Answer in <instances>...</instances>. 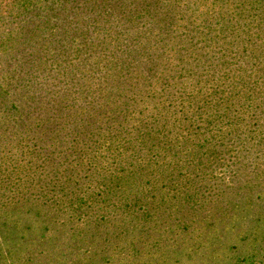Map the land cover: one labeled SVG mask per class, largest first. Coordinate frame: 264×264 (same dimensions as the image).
<instances>
[{
    "label": "trees",
    "instance_id": "16d2710c",
    "mask_svg": "<svg viewBox=\"0 0 264 264\" xmlns=\"http://www.w3.org/2000/svg\"><path fill=\"white\" fill-rule=\"evenodd\" d=\"M64 1L69 3V0ZM86 1L103 5L104 14L100 12L94 17L97 22L128 10L134 15L136 13L134 19L154 21L148 30L155 28L158 33L154 38L144 37L139 42L117 41L116 38L107 40L110 53L106 58L97 55L92 63L87 58L81 60L79 56L96 45L95 40L89 39V34L96 31L91 29L96 22L86 29L82 26L75 29L76 35L83 38L81 44L85 45L84 49L75 47V57L80 60L67 72L71 73L70 83L74 82L72 89L76 88V95L72 94L70 83L61 81L60 84L57 77L49 78L39 68L27 71L28 75L23 70L9 74L11 79H26L19 81L22 84L21 99L13 96L10 83L7 86L0 83V111L6 112L2 118L0 116V199L7 196L8 201L10 199L16 204L25 202L34 209L38 208L36 214L39 216L56 214L64 208V213L82 214L89 208L85 206L89 201L99 205L95 209L99 213L110 208L112 200H117L121 206H113L131 216V221L137 222L135 228L140 227L141 222L166 225L157 216L159 210L166 208L173 214L177 213L176 220L182 224L187 218L205 216L199 221L213 225L215 214L225 216L229 209L242 206L263 213L264 52L252 64L250 72L234 69L233 75H229L232 73L230 60L214 61L215 54L212 53L219 48L223 52L222 59L227 53L224 51L228 50L224 47L227 42L222 41L220 34L227 29L224 27L226 24L232 25V18L220 14L222 10L207 15L203 19L204 26L213 28L209 32L215 31V34L200 40L197 38L201 32H196L181 47L183 51L176 52V55L182 53L179 62L176 58L173 62L179 73L170 86L181 82V89L188 80L212 82V78H216L219 84L212 90L200 91L199 96H193V99L190 96L191 103L193 101L190 114L181 109L178 117H165V122L158 119V113L151 114L156 120L150 123L147 131L138 133L135 138L123 137L125 143L138 142V150L128 154L126 148L119 149L121 145L112 147L116 135L125 130V124L119 113L114 114L115 109L112 111L107 107L111 99L107 98L102 107H97L95 97L91 96L90 90L83 88L82 81L102 73L104 77L116 80L118 90L122 92L135 93V90L147 87L156 75L164 50L169 46L167 24L176 20L174 5L179 0ZM247 4L258 10L254 16L259 17L254 21L252 16L248 28L257 26L261 31L264 0H248ZM234 6L236 4L231 1L229 16H232L230 9ZM65 21H76L75 15L66 17ZM246 31L244 28L242 34ZM243 37L246 39L238 35L235 41H243L245 50L251 48L254 51L259 46L260 37L256 40ZM137 45L140 47H134ZM204 49L209 51H201ZM67 50L64 48L65 55L61 56L65 63L70 57ZM9 58L10 54L4 57L5 60ZM102 62L104 66H110L109 71L98 66ZM180 62L184 65L179 68ZM200 65H205L206 69L194 77L195 69ZM67 73L62 72L65 76ZM42 76L50 81V88L40 83ZM169 76L161 80L168 82ZM30 87L35 90L34 95L28 93ZM185 97L183 95V99ZM129 106L128 102L119 106L123 116L131 115ZM169 127L177 129L175 135L170 133ZM62 132L70 136L71 147H77L75 150H68V153L56 146ZM104 141L109 142V148L101 154L94 145L99 146ZM218 169H226L231 174L232 183L225 182L223 175L216 173ZM93 182L96 183L94 187ZM86 183L88 186L85 188ZM159 185L166 188L167 193L160 194L161 199L156 201V194L151 196L149 193L156 191ZM93 188H99V191ZM98 196H103V205L98 203ZM100 217L105 221L103 224L109 223L102 215ZM140 229L143 230L142 227ZM257 252L264 253L263 250ZM250 256L254 259L257 253ZM112 264L116 263L113 261ZM260 264H264V259Z\"/></svg>",
    "mask_w": 264,
    "mask_h": 264
},
{
    "label": "rangeland",
    "instance_id": "374dc122",
    "mask_svg": "<svg viewBox=\"0 0 264 264\" xmlns=\"http://www.w3.org/2000/svg\"><path fill=\"white\" fill-rule=\"evenodd\" d=\"M231 1L236 4L230 9L233 17L228 15ZM247 1H176L174 5L176 20L167 24L169 28L166 34H168L169 46L159 60L153 81L147 87L135 90V93L119 91L118 82L110 77H104L102 73L82 81L83 88L90 90L91 96L95 97L97 107H102L103 101L110 98L111 102L107 103V107L112 111L115 109L114 114L119 113L125 124V130L120 135H116V141L112 147L121 145L119 149L126 148L128 154L138 150L137 141L125 143L123 137L135 138L138 133L147 131L150 123L156 120L151 117V114L158 113V119H163L162 122H165V117L172 119L178 117L181 109H184L186 114H190L193 103L190 96L193 99V96H199L200 91L212 90L219 84L216 78H212V82L188 80L183 83L181 89V82L170 86V82L179 73L178 67L173 62L175 58L179 62L181 59L179 55L182 53L176 55V52L183 51L181 47L185 46L191 35L196 32H201L198 35L200 38H197L200 40L215 34V31L209 32L213 28L204 26L203 21L212 12L218 13L222 10L220 14L232 18L230 22L232 25L226 24L224 27L227 29L220 34L222 41L227 42L224 46L228 48L224 50L227 53L222 59L223 52L221 53L217 48L212 53L215 54L212 59L221 62L225 59L230 60L232 73L229 75H233L234 69L241 72L252 70V64L261 58L264 52V24L261 31L257 26L248 28L251 17H254V21L255 19L258 21L259 17L254 16L258 10L251 9ZM254 5L257 6V4ZM102 6V4L86 0H69V3L64 0H0V83L5 86L10 83L9 87L12 91L14 90L13 96L18 99H21L19 92L22 88L19 81L26 79L8 78L9 74L15 71L23 70V73H27L29 70L37 71L39 68L43 69L49 78L57 77L60 84L61 81L69 84L71 73L67 72L74 63L85 58L94 63L97 55L106 58L111 51L107 46V40L116 38L117 41L138 40L139 42L144 37L154 38L158 33L155 28H151V32L148 30V27L154 25V21L134 19L136 13L134 15L128 10L97 22L94 17L100 12L104 14L105 10ZM72 15H75L76 21H65L66 17ZM94 21L96 24L91 29L96 31L89 34V39L95 40L96 45L87 53L80 55L78 59L75 57L74 49L75 47L84 49L85 45L81 44L83 38L76 35L75 29L79 26L85 28ZM244 28L247 29V33L242 34ZM232 32L234 36L231 35ZM224 34L226 36L223 37ZM238 35L241 39H246L243 36L254 38L253 40L260 37L259 46L254 51L251 48L245 50L243 41H235ZM64 48L70 52L67 63L61 58L65 55ZM201 51L208 52L209 49ZM6 54H10L9 60L4 59ZM103 63L98 66L109 71L110 66H104ZM183 65L184 63L180 62L179 68ZM205 67V65L198 66L194 77L203 72ZM171 68L174 69L171 70ZM63 71L67 73L66 76L62 74ZM168 74H170L168 82L162 81L161 78L167 77ZM40 83L47 88L50 86V81L48 82L44 76L40 78ZM72 83H70L71 92L76 95L74 94L76 88L72 89ZM29 90L28 93L34 95L35 90L31 87ZM183 95H186L184 99ZM40 99L45 98L40 97ZM40 99L38 98L37 101ZM125 102L131 105L129 106L130 116H123L124 113L119 108ZM5 114L4 110L0 111L1 118ZM169 131L175 135L177 129L171 128ZM58 141L56 146L62 147L65 151L77 148L71 147L70 136L64 135L63 132ZM105 142L99 146L94 145L101 154L107 152L109 148V142L106 144ZM130 144L134 146L130 147ZM216 173L223 175L225 182L232 183L231 174L226 169H218ZM92 184L93 187L96 186L95 182ZM87 186L86 183L85 188ZM91 190V188L88 189L89 192ZM93 190L98 192L99 188H93ZM165 193H167L166 188L159 185L158 189L151 191L149 195L156 194V201H159L161 199L159 195ZM80 197H83V194ZM102 197H97L100 205L104 204ZM94 202H87L85 206L89 208L82 214L64 213V208L59 209L56 214L39 216L36 214L38 208L34 209V206L31 207L25 202L16 204L10 199L8 201L7 196H2L0 199V264H112L113 261L116 264H260V261L264 259V253L257 252L258 250L264 252V212L262 213L261 210L257 211L249 206L229 209L225 216L219 217V214H215L213 225L199 221L205 216L187 218L186 221L183 220L185 227V224L176 220L179 215L173 214L172 210L166 208L164 211L159 210L157 215L166 225L141 222L140 227L143 228L141 230L139 226L135 228L137 222L131 221V216L113 206L116 204L120 207L121 202L112 200L111 207L99 213L95 211L99 205ZM101 215L109 221L107 225L103 224ZM6 221L7 224H3ZM97 222H100V225L97 226ZM133 230L135 232L130 233ZM253 252L257 253L254 259L250 256ZM96 253L99 254L96 255Z\"/></svg>",
    "mask_w": 264,
    "mask_h": 264
}]
</instances>
